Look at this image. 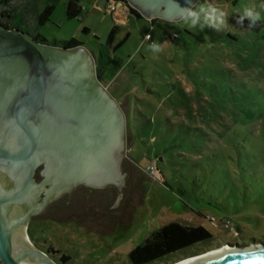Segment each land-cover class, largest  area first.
Returning <instances> with one entry per match:
<instances>
[{
  "label": "rangeland",
  "instance_id": "374dc122",
  "mask_svg": "<svg viewBox=\"0 0 264 264\" xmlns=\"http://www.w3.org/2000/svg\"><path fill=\"white\" fill-rule=\"evenodd\" d=\"M65 1L40 31L48 43L76 39L95 58L115 23V43L129 34L114 54L120 71L104 83L126 118L125 175L118 188L107 184L88 197L75 189L55 211L52 202L29 222L31 243L66 264H128V253L170 222L203 226L212 238L171 255L169 264L264 243V0H199L194 7L226 14L225 25L203 29L131 14L122 24L114 18L119 9L101 12L104 0H81V18L67 20ZM246 9L261 19L250 24ZM249 109L254 120L241 113Z\"/></svg>",
  "mask_w": 264,
  "mask_h": 264
},
{
  "label": "water",
  "instance_id": "95a60500",
  "mask_svg": "<svg viewBox=\"0 0 264 264\" xmlns=\"http://www.w3.org/2000/svg\"><path fill=\"white\" fill-rule=\"evenodd\" d=\"M198 1L118 3L150 21L177 22ZM95 63L82 46L40 43L0 24L1 264H56L31 243V218L79 184L123 183L126 118L96 75ZM41 164L43 180L37 183L34 174ZM226 247L230 250L188 264H264L261 245Z\"/></svg>",
  "mask_w": 264,
  "mask_h": 264
},
{
  "label": "trees",
  "instance_id": "16d2710c",
  "mask_svg": "<svg viewBox=\"0 0 264 264\" xmlns=\"http://www.w3.org/2000/svg\"><path fill=\"white\" fill-rule=\"evenodd\" d=\"M59 2L60 0H0V24L7 29H19L29 34L37 42L46 44L48 42L41 35L40 31L50 21ZM80 2L81 0L65 1V17L67 20L81 18L82 7ZM40 3H43V7L41 8ZM129 13L136 19L142 17L133 8H129ZM150 22L153 24L155 19ZM118 29L117 25H113L107 35L106 41L98 44V54L95 57V70L96 75L103 83L114 80L121 69V61L114 54L125 43L129 34L126 33L119 42L115 43ZM82 32L86 34L89 33V30L84 27ZM171 40H174V38H171ZM51 44L63 48L82 46V43L76 39H71L67 42L54 41ZM260 111L262 112L260 116L262 118L264 116V107ZM241 113L248 120L257 118V113L250 109L242 110ZM154 163H150L151 170L154 169ZM198 216L202 217L201 214H198ZM211 238V234L203 226L170 222L152 232L149 237L128 253V257L133 260H140L141 264L142 262H153L197 244L211 241Z\"/></svg>",
  "mask_w": 264,
  "mask_h": 264
},
{
  "label": "clouds",
  "instance_id": "9594fccd",
  "mask_svg": "<svg viewBox=\"0 0 264 264\" xmlns=\"http://www.w3.org/2000/svg\"><path fill=\"white\" fill-rule=\"evenodd\" d=\"M260 8L264 9V3L260 5ZM245 16L249 19L250 24H255L261 19L260 13L251 9L245 10ZM243 19L244 17H241L239 22L242 23ZM181 20L190 27L199 24L200 29H203L204 25L206 24H212L213 27H216L217 25H225L226 14L217 7H207L200 5L198 8L189 7L187 9V14L182 16ZM151 47L154 50H160L159 45H157L155 42H153Z\"/></svg>",
  "mask_w": 264,
  "mask_h": 264
},
{
  "label": "flooded vegetation",
  "instance_id": "af4514ba",
  "mask_svg": "<svg viewBox=\"0 0 264 264\" xmlns=\"http://www.w3.org/2000/svg\"><path fill=\"white\" fill-rule=\"evenodd\" d=\"M44 169V165L41 164L40 166L37 167L36 171H35V174H34V179H35V182L37 183H40L42 180H43V177L41 175V172L43 171ZM116 187L118 188L119 186L116 185ZM80 189V192L84 193L86 197H88V195L90 196L91 195V192L96 189L95 187H90V186H86L84 184H79L77 186H75L74 188H72L69 192H65V193H62L60 196H58L57 198L53 199L48 205L47 207L44 209L43 212H41L39 215H43L46 210H48L50 204L54 201H56V204L53 208V211L56 210V208L58 209H61V204L58 205V201H60L64 196L72 193L75 189ZM102 188V187H101ZM91 191V192H90ZM113 192H109V196H112ZM44 197V193H41L40 196H39V199H38V202H40L42 200V198ZM69 197V196H68ZM62 201V200H61ZM65 205V204H64ZM63 205V207H64ZM38 216V215H37ZM34 218V217H32ZM31 218V220H32ZM30 220V222H31ZM29 226V225H28ZM254 244H258V245H261L263 248H264V243L262 242H253ZM190 251V250H188ZM187 251V252H188ZM186 252V253H187ZM191 252V251H190ZM46 254L52 259V261H54L56 264H66V257L65 256H58V252H46ZM176 254V253H175ZM175 254H172V255H175ZM171 254L170 255H167L165 256L164 258L160 259V260H155L153 262H142V264H169V262L167 261L169 258H170ZM185 260V259H183ZM128 264H141V261L136 259V260H133V259H130L128 257Z\"/></svg>",
  "mask_w": 264,
  "mask_h": 264
},
{
  "label": "built area",
  "instance_id": "2783aa9c",
  "mask_svg": "<svg viewBox=\"0 0 264 264\" xmlns=\"http://www.w3.org/2000/svg\"><path fill=\"white\" fill-rule=\"evenodd\" d=\"M118 1H119V0H106V2H105V6H104V8L101 10V12H102L104 15H106L107 13H108V14H111L112 12H115L116 10L120 9L121 7H120ZM171 38H172V39H173V38L175 39V38H176V35H172ZM171 38H170V39H171ZM145 41L149 42L150 45L153 44V42L151 41V37H150L149 34H147V35L145 36Z\"/></svg>",
  "mask_w": 264,
  "mask_h": 264
},
{
  "label": "bare ground",
  "instance_id": "6f19581e",
  "mask_svg": "<svg viewBox=\"0 0 264 264\" xmlns=\"http://www.w3.org/2000/svg\"><path fill=\"white\" fill-rule=\"evenodd\" d=\"M224 249H229L228 247H223V248H217V249H214V250H210L208 252H205L203 254H200V256L196 259H191V260H186V261H182L181 263L179 264H188V263H191V262H195L197 260H200V259H203V258H207V257H210L212 255H215V254H218L220 253L221 251H223ZM230 250V249H229ZM177 264V263H176Z\"/></svg>",
  "mask_w": 264,
  "mask_h": 264
},
{
  "label": "crops",
  "instance_id": "0c3cea01",
  "mask_svg": "<svg viewBox=\"0 0 264 264\" xmlns=\"http://www.w3.org/2000/svg\"><path fill=\"white\" fill-rule=\"evenodd\" d=\"M104 1L106 2V0H104ZM129 8H132V7H129ZM133 9H134V8H133ZM135 10H136V9H135ZM128 14H130V13H129V10H128V12H127V10H126L125 7H121V8L119 9V11L115 13L114 18L121 17V18L124 20V22H123L122 24H124V23H125V20H126V15H128ZM115 25L118 26L119 24L115 23Z\"/></svg>",
  "mask_w": 264,
  "mask_h": 264
}]
</instances>
